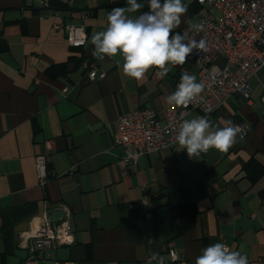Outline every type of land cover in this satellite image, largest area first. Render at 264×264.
Returning a JSON list of instances; mask_svg holds the SVG:
<instances>
[{
    "label": "crops",
    "instance_id": "obj_1",
    "mask_svg": "<svg viewBox=\"0 0 264 264\" xmlns=\"http://www.w3.org/2000/svg\"><path fill=\"white\" fill-rule=\"evenodd\" d=\"M118 6L125 0H50L43 7L0 0V264H149L150 252L166 264H194L203 247L222 240L249 264H264V172L251 182L244 170L251 156L264 166V68L249 78V101L235 93L209 116L220 127L235 118L251 124L227 152L189 158L174 143L125 163L113 140L118 115L150 107L161 116L181 74L198 80L200 70L190 55L164 78L151 69L136 81L117 66L119 56L94 59L91 36L105 30L107 13ZM140 11H149L146 3ZM200 11L190 0L175 31L188 33ZM63 22L85 24L83 46L70 45L54 27ZM84 61L106 75L90 79ZM40 152L49 154L43 186L35 166ZM143 196L147 204L129 207ZM186 204L197 207L196 221L177 235L172 205ZM62 206L72 244L44 256L19 244L33 218ZM169 240L181 254L176 261Z\"/></svg>",
    "mask_w": 264,
    "mask_h": 264
},
{
    "label": "built area",
    "instance_id": "obj_2",
    "mask_svg": "<svg viewBox=\"0 0 264 264\" xmlns=\"http://www.w3.org/2000/svg\"><path fill=\"white\" fill-rule=\"evenodd\" d=\"M201 5L197 21L203 23V30L196 35L197 41L203 38L206 51L194 50L191 56L199 66L198 82L204 84L200 97L193 100L187 108L169 105L163 114L150 107H141L123 112L117 117V127L113 140L123 149L122 160L135 164L140 156L169 147L176 143L175 132L183 119L197 116L208 117L235 93L241 94L246 101L251 99L249 78L264 68V0H193ZM38 5L49 6L50 0H37ZM188 5L190 0H184ZM119 7V6H118ZM62 29L67 42L72 46H83L87 41L85 24L56 23ZM189 37L193 36L188 32ZM222 56V63L218 57ZM87 76L90 79L104 77L106 72L97 69L94 62L84 61ZM179 83V80H178ZM65 90V87L63 88ZM264 102V90L261 95ZM197 112L198 115L193 113ZM239 126L238 135L244 138L251 124L232 121ZM49 154L40 152L35 155L38 183L43 186L50 173ZM149 198L143 196L129 204L136 208L138 204H147ZM62 215L51 220L49 209L42 216L33 218L28 229L18 234L19 244L27 247L37 256H44L55 247L74 242L73 228L68 209L62 206ZM225 243L231 250L230 246ZM168 253L172 261L181 258L173 242H167Z\"/></svg>",
    "mask_w": 264,
    "mask_h": 264
},
{
    "label": "clouds",
    "instance_id": "obj_3",
    "mask_svg": "<svg viewBox=\"0 0 264 264\" xmlns=\"http://www.w3.org/2000/svg\"><path fill=\"white\" fill-rule=\"evenodd\" d=\"M145 3L149 11L141 12ZM187 11L184 0H125V6L107 13L105 30L91 36V55L97 61L119 56L117 66L136 81L144 79L151 69H157L156 75L164 78L171 67L185 64L194 50H207L205 40L195 38L203 30L202 22L188 21V31L194 34L191 37L175 31ZM203 91L204 84L184 71L176 90L165 100L169 105L187 108ZM238 132L239 126L232 121L220 127L205 115L183 119L174 140L193 158L210 149L227 152L236 142ZM153 262L166 264L158 252H150L149 264ZM194 264H249V260L247 254L232 251L225 243L217 242L203 247Z\"/></svg>",
    "mask_w": 264,
    "mask_h": 264
},
{
    "label": "trees",
    "instance_id": "obj_4",
    "mask_svg": "<svg viewBox=\"0 0 264 264\" xmlns=\"http://www.w3.org/2000/svg\"><path fill=\"white\" fill-rule=\"evenodd\" d=\"M200 8L201 5L197 4V10ZM233 120L240 121L236 118ZM244 170L251 182H254L264 172V166L251 156L244 164ZM172 210L176 219L177 235L183 234L194 225L198 214V209L194 204L172 205Z\"/></svg>",
    "mask_w": 264,
    "mask_h": 264
},
{
    "label": "water",
    "instance_id": "obj_5",
    "mask_svg": "<svg viewBox=\"0 0 264 264\" xmlns=\"http://www.w3.org/2000/svg\"><path fill=\"white\" fill-rule=\"evenodd\" d=\"M62 211L61 210H52L50 213V219L51 220H58L59 217L62 215Z\"/></svg>",
    "mask_w": 264,
    "mask_h": 264
}]
</instances>
